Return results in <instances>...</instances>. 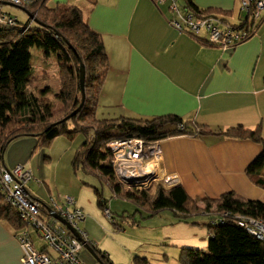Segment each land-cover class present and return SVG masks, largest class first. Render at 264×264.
I'll return each instance as SVG.
<instances>
[{
    "label": "crops",
    "instance_id": "obj_1",
    "mask_svg": "<svg viewBox=\"0 0 264 264\" xmlns=\"http://www.w3.org/2000/svg\"><path fill=\"white\" fill-rule=\"evenodd\" d=\"M192 1L200 10H211L230 22L242 16L238 0ZM57 3L80 8L90 28L104 39L110 67L100 94L98 118L148 120L177 115L204 126L208 131L204 136H175L160 142L164 171L176 174L188 196L200 203L230 192L246 200H264V189L247 175L263 146L220 135L239 125L250 129L262 126L264 138V20L249 41L224 51L174 28L170 1L53 0L50 6ZM20 163L14 160L9 167ZM31 171L39 189L29 187L28 192L43 201L73 197L86 214L81 227L90 243L114 264H135L137 257L149 264H181L182 249L208 248L206 225L211 219L207 215L203 216L208 221L201 219L195 225L164 211L142 221L140 227L117 229L106 210L99 207L96 194L77 183L70 172L67 183L57 177L44 178L48 184ZM109 205L111 214L120 213V206ZM19 233L0 221V264H23ZM32 237L37 249L55 256L33 231ZM81 258L85 264H99L86 247Z\"/></svg>",
    "mask_w": 264,
    "mask_h": 264
},
{
    "label": "trees",
    "instance_id": "obj_2",
    "mask_svg": "<svg viewBox=\"0 0 264 264\" xmlns=\"http://www.w3.org/2000/svg\"><path fill=\"white\" fill-rule=\"evenodd\" d=\"M50 1L30 0L28 4L18 6L30 15L31 20L27 24L20 23L15 17V27L0 25V177L1 170L6 168L4 153L12 141L35 137L38 145L48 146L60 136L73 139L77 134H83L85 142L76 150L72 166L75 174L82 170L83 175L98 182L100 188L86 181L82 185L94 190L103 210H107L109 204L104 196V187L108 188L111 198L122 199L134 207L132 213L125 211L118 217L110 213L117 229L140 227L142 221L164 211H171L179 220L195 225L199 224L195 219L207 215L211 219L206 225L210 233L208 248L182 249L181 264H264V239H258L240 225L245 218L264 224V201L246 200L230 192L217 199L206 198L200 203L188 196L180 184L173 187L156 184L146 190L127 188L118 182L110 165L112 153L107 148L110 142L142 139L151 144L175 136L201 137L208 131L204 126L185 121L177 115L148 120L98 118L100 94L110 67L104 39L90 28L80 8L61 3L52 7ZM182 1L186 12L200 17L214 15L211 10H200L192 0ZM263 20L264 17L257 29ZM252 37L254 35L243 43ZM34 48L42 50L46 60L52 56L57 59L61 84L57 107L30 89L36 79ZM90 61L95 64V73L88 78ZM81 64L86 69V97L82 109L71 117L82 100ZM87 92L90 93L88 96ZM220 135L252 140L263 146L262 154L249 166L247 175L254 185L264 189L262 126L250 129L239 125ZM41 210L49 215L44 207ZM223 216L224 223L220 222ZM0 221L8 222L17 230L25 227L1 189ZM88 245L93 246L90 242ZM93 249L99 257V264H114L107 254L94 246ZM134 263L149 264L147 259L139 257L134 259Z\"/></svg>",
    "mask_w": 264,
    "mask_h": 264
},
{
    "label": "built area",
    "instance_id": "obj_3",
    "mask_svg": "<svg viewBox=\"0 0 264 264\" xmlns=\"http://www.w3.org/2000/svg\"><path fill=\"white\" fill-rule=\"evenodd\" d=\"M158 4L171 2L174 18L171 25L182 33L201 40L222 50H232L256 35L258 25L264 15V0H238L241 18L230 22L218 16L200 17L186 12L178 0H156ZM30 0H0V25H17V19L2 11V5L10 3L23 6ZM205 35V36H203ZM112 157L110 165L116 179L127 188L151 189L156 184L173 187L180 183L176 174L163 169V154L160 142L151 144L142 139L114 140L107 145ZM0 189L8 203L15 209L25 227L20 230L18 239L22 247L23 264H85L81 252L88 245L89 238L81 227L86 214L71 196L38 200L28 192V184L34 180L33 173L25 166L18 165L9 170H1ZM42 207L49 213L42 212ZM58 215L76 232L61 220ZM106 215L111 214L106 210ZM225 216L220 218L224 223ZM249 233L260 240L264 239V224L254 219H243L240 222ZM32 231L51 248L55 256L45 250L37 249Z\"/></svg>",
    "mask_w": 264,
    "mask_h": 264
},
{
    "label": "rangeland",
    "instance_id": "obj_4",
    "mask_svg": "<svg viewBox=\"0 0 264 264\" xmlns=\"http://www.w3.org/2000/svg\"><path fill=\"white\" fill-rule=\"evenodd\" d=\"M50 1V5L52 4ZM54 3V2H53ZM179 5L182 4L181 0H178ZM2 11L8 14H11L13 17H17L20 23L27 24L30 22L31 17L26 13L22 8L17 6L2 5ZM33 53V67H34V76L35 81L30 87L31 90L38 95L49 101L54 107L59 105L57 95L60 91V81L58 78L59 68L57 66V59L55 56L46 60L43 57V51L37 48L32 50ZM41 63V65L39 64ZM45 65V68L41 69L40 67ZM95 73V64L93 61L89 62L87 76L91 78ZM48 88V90H47ZM87 96L90 94L87 92ZM99 118H103L102 115H99ZM71 125V124H69ZM73 129V127L71 126ZM85 142V136L83 134H77L73 139H69L66 136H60L56 138L50 145L41 146L38 145V140L35 137H22L12 141L5 153H4V162L5 167L9 170L15 168L9 167L10 162L12 161H21L20 165L27 166L28 169H32L36 173V178L42 182L48 183L44 180L48 178L57 177V179L62 183H67L69 176L68 173L74 177L77 183L79 182L82 185L83 181L89 182L94 186L100 188L98 182L94 181L91 178L83 175L82 170H79L75 174L72 161L75 156V151ZM18 166V165H17ZM26 167V168H27ZM30 169V170H31ZM66 178V179H65ZM65 179V181H63ZM49 184V183H48ZM31 187L32 190L36 191L39 189L36 181H32L28 184L27 188ZM91 192L94 193V190L90 188ZM60 192V191H59ZM104 196L109 200V203L114 202L115 206H120L118 212L115 216H121L123 212L132 213L134 207L131 203H128L122 199L111 198L108 188L104 187ZM95 195V194H94ZM264 201V200H262ZM109 209L111 206L109 205ZM111 210V209H110ZM123 210V211H122ZM112 211V210H111ZM114 214V211H113ZM157 217V216H155ZM201 219L208 221L206 216H200L197 218V221L200 222ZM146 219L145 222H148ZM143 221V222H144ZM207 221L204 223L206 224ZM137 228V227H136ZM83 253H87L84 251ZM92 264V263H87ZM93 264H97L93 262Z\"/></svg>",
    "mask_w": 264,
    "mask_h": 264
},
{
    "label": "water",
    "instance_id": "obj_5",
    "mask_svg": "<svg viewBox=\"0 0 264 264\" xmlns=\"http://www.w3.org/2000/svg\"><path fill=\"white\" fill-rule=\"evenodd\" d=\"M85 79H86V69H85L84 64H81V66H80V85H81V91H82V100H81L80 107L71 115V117L77 115L78 112L82 109V107L84 105L85 97H86L85 87H84V85H85ZM54 217H56L57 219L61 220V218L58 215H54ZM61 221L64 224H66L76 234V232L70 227V225L68 223H66L63 220H61ZM85 247L90 252V254L99 262V257L96 254L95 250L90 245H86Z\"/></svg>",
    "mask_w": 264,
    "mask_h": 264
}]
</instances>
